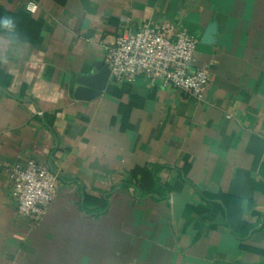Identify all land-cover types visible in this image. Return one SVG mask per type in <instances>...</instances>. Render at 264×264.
<instances>
[{"label": "crops", "instance_id": "1", "mask_svg": "<svg viewBox=\"0 0 264 264\" xmlns=\"http://www.w3.org/2000/svg\"><path fill=\"white\" fill-rule=\"evenodd\" d=\"M5 15L22 55L0 65V264H264V0H0ZM175 20L205 99L144 75L77 95L120 29ZM30 159L59 176L40 219L9 177Z\"/></svg>", "mask_w": 264, "mask_h": 264}, {"label": "built area", "instance_id": "2", "mask_svg": "<svg viewBox=\"0 0 264 264\" xmlns=\"http://www.w3.org/2000/svg\"><path fill=\"white\" fill-rule=\"evenodd\" d=\"M37 6L30 2L27 8L35 11ZM198 42L177 20L145 22L137 26L135 33L128 26L120 29L114 40L104 46L105 61L111 79L118 84L133 82L144 75L203 100L212 76L208 65L196 63ZM9 177L18 211L42 218L56 196L58 174L45 162L30 159L26 164L13 165Z\"/></svg>", "mask_w": 264, "mask_h": 264}, {"label": "water", "instance_id": "3", "mask_svg": "<svg viewBox=\"0 0 264 264\" xmlns=\"http://www.w3.org/2000/svg\"><path fill=\"white\" fill-rule=\"evenodd\" d=\"M136 32V27L132 29V33ZM217 32L216 21H211L202 37V42L211 44L215 40V35ZM110 74V69L108 64L103 65L95 74L85 76L78 79L77 95L82 98L90 99L102 92L105 88L108 77Z\"/></svg>", "mask_w": 264, "mask_h": 264}, {"label": "clouds", "instance_id": "4", "mask_svg": "<svg viewBox=\"0 0 264 264\" xmlns=\"http://www.w3.org/2000/svg\"><path fill=\"white\" fill-rule=\"evenodd\" d=\"M0 34L19 45V34L17 32V21L12 16H0ZM22 53L18 52L15 46H6L0 40V65H8L13 59L18 58Z\"/></svg>", "mask_w": 264, "mask_h": 264}, {"label": "trees", "instance_id": "5", "mask_svg": "<svg viewBox=\"0 0 264 264\" xmlns=\"http://www.w3.org/2000/svg\"><path fill=\"white\" fill-rule=\"evenodd\" d=\"M138 170H141V169H139L138 168ZM154 181H152V183H154V186H156V187H160V188H164L163 187V185L162 184H160L159 182H157L156 180H155V178L153 177L152 178ZM151 181V180H150ZM162 192V191H161ZM163 193V192H162ZM161 195V194H160ZM202 195L206 198V199H208V200H215L216 198H218V197H221V194H219V195H211V194H207V193H202ZM222 207V209H223V205L221 206ZM224 211H225V208H224Z\"/></svg>", "mask_w": 264, "mask_h": 264}]
</instances>
